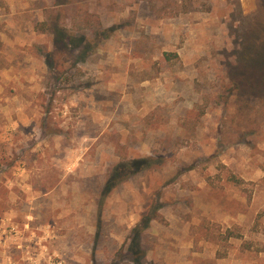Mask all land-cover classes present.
Instances as JSON below:
<instances>
[{
  "label": "rangeland",
  "instance_id": "1",
  "mask_svg": "<svg viewBox=\"0 0 264 264\" xmlns=\"http://www.w3.org/2000/svg\"><path fill=\"white\" fill-rule=\"evenodd\" d=\"M148 215L142 264H264V0H0V264H135Z\"/></svg>",
  "mask_w": 264,
  "mask_h": 264
},
{
  "label": "trees",
  "instance_id": "2",
  "mask_svg": "<svg viewBox=\"0 0 264 264\" xmlns=\"http://www.w3.org/2000/svg\"><path fill=\"white\" fill-rule=\"evenodd\" d=\"M151 163H153L152 159H142V160L129 162L128 164L119 165L118 167H116L113 170V173L111 174L106 184L105 194H109V192L117 186L118 181L126 178L129 174L132 175L139 172L142 169L150 167ZM128 168L130 170V173L126 174ZM154 219H155L154 215L144 216L143 226L136 227L133 230L134 235L129 243L128 252L132 255L135 264H142V261L145 257V251L142 248V243H141V235L143 231H145V228L148 226V224Z\"/></svg>",
  "mask_w": 264,
  "mask_h": 264
}]
</instances>
